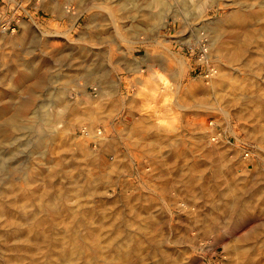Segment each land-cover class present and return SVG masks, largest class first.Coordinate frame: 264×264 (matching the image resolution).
<instances>
[{"label": "rangeland", "instance_id": "rangeland-1", "mask_svg": "<svg viewBox=\"0 0 264 264\" xmlns=\"http://www.w3.org/2000/svg\"><path fill=\"white\" fill-rule=\"evenodd\" d=\"M89 1L0 0V93L10 90L15 103L26 100L30 95L26 89L32 81L25 88L7 86L10 66L20 69L21 62L44 60L49 64L48 80L42 90L35 92L38 97L34 111H40L60 89L66 94L69 109L74 111L70 118L57 124L59 131L53 135L57 141L53 142L54 147L53 143L47 145L44 157L35 153L34 122L22 123L10 146L0 141V264H63L66 260L56 254L67 246L63 245L66 226L60 218V222L57 219L53 223L55 227L48 228L52 233H48L44 243L47 246L40 247L44 250L36 245L34 249L28 247L27 252L23 247L21 236L36 235L43 227H37L35 221L45 213L40 209L41 202L22 195L31 188H43L42 182L25 181L35 168L49 174L45 181L54 183L56 188L61 187L59 182L64 189L68 186L67 190L82 187L80 197L71 195L59 204L79 219L95 218L94 228H99L97 222L106 221L103 241L114 238L116 229L121 231L114 240L116 246L134 237L154 239L153 244L140 248V254L129 264H162V257H166L163 264H264V202L259 199L264 197V47H250L253 63L245 69L221 65L213 58L206 62L203 50L213 41L217 28L224 31L239 9L253 5L254 11L261 12L257 19L249 21L248 27L255 30V35L264 31V0H209L206 11L198 9V0L186 2L187 6L175 0H167L166 4L154 0H111L110 11H80ZM64 9H72L73 13H64ZM96 33L104 39L88 38ZM24 39L22 48L17 47L16 43ZM222 41L232 40L226 35ZM90 69L103 80H93L92 84L76 74ZM68 70L74 76L66 86L60 78ZM219 74L226 78L224 86H214L212 82ZM106 88L112 96L100 104V92ZM90 96L93 102L84 112L81 102L90 101ZM94 133L99 137H94ZM201 135L205 139L200 143ZM213 135L220 139L212 142ZM12 149H16V154L7 159ZM86 169L87 173L101 172V177L86 179ZM231 182L237 187H255L253 198L248 194L244 197L252 204L250 212L257 217L256 223L238 229L234 237H243L251 227L263 228V235L254 243H245L246 250L242 249L243 243L238 251L226 253L222 245L231 242L232 235L224 223L218 226L219 231H214L216 235L208 233L195 239L197 231L187 229L188 209L181 210L179 205L197 202L203 206V213H208L213 206L222 205L223 197H206V188L217 186L223 195ZM198 184L204 185L201 193L194 195L187 190L199 188ZM19 185L24 189L23 193L18 192L23 197H13L11 190ZM89 189H93L91 193ZM29 224L33 225L32 234L26 230ZM85 227L79 228L82 234L86 233ZM15 231L23 235L19 238ZM113 250L106 248L104 256L95 258V264H128L114 262ZM76 257L75 261L79 258ZM82 258L78 263L72 259V264H88L87 257L86 261Z\"/></svg>", "mask_w": 264, "mask_h": 264}, {"label": "bare ground", "instance_id": "bare-ground-1", "mask_svg": "<svg viewBox=\"0 0 264 264\" xmlns=\"http://www.w3.org/2000/svg\"><path fill=\"white\" fill-rule=\"evenodd\" d=\"M94 1H101L102 3L97 4V3H94ZM175 1H177L178 4L184 5V6H185L186 2H193L192 0H175ZM252 1H254V0H252ZM154 2H156L157 4H159V3L166 4L167 0H154ZM198 2L200 3L198 9L200 11H206L205 7H207L209 0H198ZM88 3L89 4L85 5L82 9H80V11L82 10L83 13H90V12H93L96 8H101V9L110 11L111 8L113 7V2H111V0H90ZM186 6H187V4H186ZM196 6H197V4H196ZM68 10L66 11V9H64L63 11H64V13H67V12L73 13L72 9H68ZM184 10H186V9H184ZM260 13L254 11L253 5H252V7H250L249 9H246V10L239 9L236 12L234 11V15L232 16L231 21L227 22L226 26L223 25V26H225L224 31L222 28L221 29L217 28V30L215 31L216 33L213 37V41L207 45L206 49L203 48V50L205 51V58L204 59H206V62H207V59L213 58V59H215V61L217 63H220L221 65L229 66V67L236 66L239 69H241V68L245 69V68L250 67L251 64L253 63V58L251 55L252 52L250 50V47L254 44H256L258 47H259V45L264 47V31H260L259 34L255 35V30H253L254 31L253 32L251 30V28L248 27L249 21L257 19L256 17ZM79 14H80L79 12H76V15H79ZM30 32H31V30H30ZM27 34H28V31L24 34V36H26ZM226 35L231 38L232 41L230 43H224L222 41V38H224V36H226ZM88 38L92 39V40H98V41H100V40L102 41V39H104V37L98 33H96V35L95 34H89ZM24 42H26V40L25 41L19 40L16 43V46L19 48H22ZM4 56L7 57V55H4ZM262 56L264 57V54H262ZM21 61H23V60H21ZM30 62H29L30 64L28 62L27 63L21 62L22 64L19 66L20 69H18L17 65H16V68H14V69L12 68L13 66H10L12 69L10 67H8V68H10L9 69L10 71H9L8 78L6 80L7 86L9 84L10 85L9 87L14 89V87H16V85H17V87H18V85H20L19 87H21V86L24 87V85H26L28 82L32 81V83L30 85L28 84L29 88L26 89V91L28 90L27 93L30 94L29 97L28 98L25 97L26 100H24L21 103H15L14 102L15 100L12 98V95H11L14 93L9 94L8 92L10 90L9 91L6 90V91H3L0 93V141L2 140L1 143H3V144L8 143L10 146V142L13 141V139L15 138L14 134L17 131H19L20 125H23L22 123H25L27 121L34 122L35 131L37 133V136L34 138V144H35L34 148L36 151L35 153L38 154L39 156L44 157V155L46 153V148L49 147L47 145L52 144L54 141H57V140H55L56 139L55 137H57V136H55V137L53 136L55 134L57 135V133L59 131L58 129H56L57 124L60 121H62L64 118H70L73 115L74 111L72 109L71 110L69 109V107L66 103V96H65L66 94L61 89L59 90V94H54L53 98L51 100H49L44 106H42L40 108V111H34L33 107L35 106V98L38 97V96L36 97L35 92H36V90L41 89V88L46 86L45 84L48 80L49 64L44 60L43 61L40 60L38 62H32V61H30ZM8 65H9V63H8ZM137 71H140V70H137ZM76 74H78V76L81 78H86V80L91 81V83L93 80L96 83L103 80L102 76L101 77L95 76L93 74V70H91V69L87 70V71L80 72V73L76 72ZM73 76L74 75L69 70L63 71L61 74V78H60L61 83L67 86L69 84V82L71 81V79L73 78ZM4 78H6V77H4ZM6 81H4V82H6ZM212 82H213L214 86L215 85L224 86L225 82H226V78L223 75L219 74V75H216L213 77ZM4 86H6V84H4ZM26 91H23V92L26 93ZM20 92L23 93L22 91H20ZM21 93H20V95H22ZM17 94H19V93H17ZM26 96H28V95L26 94ZM111 96H112V93L110 92L109 88H106L100 92L98 102L101 104L103 100L106 101L105 98H109ZM88 98L90 101L81 102V105L84 106V108H83V110H85L84 112L88 111V106L90 105V103L93 102L92 96H90ZM31 133H33V132H31ZM202 135H203V133H202ZM202 135L199 136V138H198L200 143L203 142L205 139L204 136H202ZM94 137H99V134L95 135V133H94ZM145 137H146V135H145ZM32 139H33V137H32ZM54 145L55 144L53 143L52 147H54ZM17 149H18V147H17ZM14 154H16V149L15 150L12 149V152H8V154L6 155L7 159L13 158ZM3 164L4 163H2V165ZM55 164H56V162H55ZM57 169H56V171H57ZM88 169H86V171L84 170L86 172V173H84V176L86 174V179H88V177L89 178L90 177L95 178L96 176L101 177V175H100L101 172L93 171L92 173H90V171H89V173H87ZM79 170H80V168L78 169V171ZM56 171L54 170V172H56ZM84 171L82 170V172H84ZM49 172H51V171H49ZM59 173H58V171L56 172V174H59ZM52 174H54V173L52 172ZM48 176H50V175L49 174L44 175L42 171L39 172L38 169L35 168V171H31L26 176L25 181L27 184H30V182H33L35 184L38 182H40L39 184L43 183L42 184L43 188L40 185L37 188H31L28 191L25 190L26 193H23L24 189H21V185H19V186L15 187L11 190L14 192L12 195L13 197H21V195H20L21 193H18V192H22L23 193L22 195H24L25 197H28V199H29V197H34V200L41 202L40 209H43L42 211L45 212V213H43V215H41L42 213H40L41 217L36 218V219L34 218L36 221L37 227L43 226L40 229V231L36 230L37 231V233L35 232L36 235L31 236L30 234H28L29 232L31 234L33 233V232H31L32 228H33L32 224H29L30 228H28V225L26 226L27 227L26 230L28 229L27 230L28 233L26 232L28 235H26V236L22 234V232H24L22 230L24 227L23 228L21 227L22 228L21 229L22 230L21 235H23V236H21L19 234L20 232L17 233L15 231L17 233V235H19L17 237L20 238V236H21V238H23L22 241L25 244L23 247L25 249H27L28 247L33 248L34 246L37 245V248L39 247V249L41 251L44 250L41 248L46 245V244L44 245V243H47L46 240L48 238V235L50 233H52V232H50L52 230H50L48 232V228L55 227L53 225V223L58 222V221L60 222L61 221L60 219H62L61 224L66 226V230H64L66 235H64L65 241H64L63 245H67V246H63L62 250L60 249V252L58 251L59 253H56V252L55 253L61 254L62 258L63 257L66 258V260H64L65 264H72L73 260H74L73 259L74 256H77L76 258H78V257L82 258L83 257L84 259L87 257L88 261H86V259H85V261L88 264H95V261H94L95 258H97L98 255L105 254L106 248H109V249L113 248L114 249L113 253H112V257H113L114 262L115 261L121 262V263L122 262H124V263L128 262V264H129V261L132 260L133 258H135L134 257L135 255L140 254L139 253L140 248H144L145 244L148 245L154 241L153 238H146V236L141 240L134 237L133 239L130 238L132 240L128 239V240H126V242H124V243L122 242V244H118L116 246V243L114 245V240L117 239V237L121 231L117 230V229L115 231V228H114V230L112 229L113 230L112 232L115 231L114 232L115 233L114 238H110L109 240L103 241L102 235H104V234H103L102 229L103 230L105 229L104 223L106 221L103 224L97 222L99 225V228L98 229L94 228L93 225L96 222L93 219H95V218H91V220L87 219L88 221H86L85 218L83 219V216L81 215L82 218L79 219L78 216H75L73 214L70 215L69 213H66L67 210L62 209L63 205L59 204V203L64 202V199L67 200L68 198H70L68 196L75 195L76 197H80L81 192H82L81 191L82 187L80 189V186L77 185L78 187L76 189L67 190L68 186L65 185L67 187V189L65 186H64L65 187V189H64L62 187L63 183H61V185H60V182H59L58 185H59V187L61 186L62 188L61 187L56 188L57 185L55 186L54 183L51 184L48 181H45V180H48L47 179ZM74 176H77V175L74 174ZM80 176H82V175L79 174V176L77 178L80 179ZM77 178H76V182H78L77 184H79V181ZM49 179H50V177H49ZM72 179H73V177H72ZM84 181H85V179H83V182ZM92 183H95V182L93 181ZM11 184H12V186L16 185V184L13 185V183H11ZM56 184H57V182H56ZM84 184H82V186H84ZM87 184H89V183H87ZM87 184H85V185H87ZM89 185H92V184H89ZM190 185H192V184L189 180L188 186H190ZM228 185H229L228 190L226 189V191H227L226 193H225V191H223L224 192L223 195L221 194V192L219 193L217 186H212V187L206 188V194H204L206 197H218V196L223 197L222 205L213 206L208 213H203V211H204V210H202L203 206L201 204L198 205L197 202L195 205L187 204V203H181L179 205V207H180L179 209H181V210L188 209V211H187L188 212V220H187L188 224L186 223L187 229L193 233H195L196 231L198 232V234L196 232L194 236L192 235L195 239H198V237L201 235L205 236L208 233H214V231L215 232L219 231L217 229L219 227H221L220 225H222V224H220V223L223 222L224 226L228 228L227 233L232 235V241L229 243H224L222 246H223L226 253H231V251H233V253H234L235 251H238L239 249H241V244L244 243V246L242 249L246 250L248 248V246H246L245 243L250 244V243H254L256 240L261 239V237L263 235V231H262L263 228L257 229V228H252V227L250 228L249 227L250 229L248 230V232L243 237H240L239 239L234 237V233L238 229H241V228H244L246 226H249L250 224L256 223V219H257L256 215L253 214V211L250 212V210L252 208V204L250 203V201H248L244 197L247 194L249 195V197H252L251 193H252L253 189H255V187L252 185H250V186L249 185H243L242 187H237L238 185L235 186V184L232 182H231V184L228 183ZM198 186H199V184H198ZM177 188L178 187H176V189ZM226 188H227V186H226ZM178 189L180 190L181 188H178ZM19 190H22V191H19ZM65 190H67V191H65ZM84 190H86V189L84 188ZM84 190H83V192H84ZM92 190L88 191V193L89 192L91 193ZM174 190L175 189H173L172 191H174ZM187 190L189 192L193 193L194 195H196L198 192L201 193L204 190V185L199 186V188L195 187V189L188 188ZM86 194H87V192H86ZM256 196H257V194H256ZM259 199H261V201H260L261 203L264 202V197H259ZM30 200H33V198ZM77 207H79V205ZM1 210H2V213H4V211H5L4 207H2ZM6 210H7V208H6ZM47 210H49V211L47 212ZM38 212H39V210H38ZM87 214L88 213H86V215ZM2 216H4V215H2ZM88 216H89V214H88ZM88 216H86V217L88 218ZM75 217H77L78 219ZM79 217H80V215H79ZM103 217H107V215L103 216ZM57 219H58V221H57ZM6 221H9V220L7 219ZM9 223L10 222H8V224ZM84 225H86V227H85L86 233L82 234V229H79V228H82V226H84ZM115 225H117V224H115ZM115 225H114V227H115ZM20 226H21V224H20ZM56 227H58V225ZM17 229H19V228L17 227ZM62 229H61V231H62ZM141 229L144 230L145 227L144 228L141 227ZM218 233H217V235H218ZM214 235H216V234L214 233ZM50 236L52 237L53 235H50ZM54 236H56V235H54ZM189 237H191V236H189ZM217 238H219V237L217 236ZM55 239H57V238H55ZM188 239L191 240L190 238H188ZM52 240H53V238H52ZM19 241H18L19 245L16 243L18 246H20ZM194 241H196V243L198 242L197 240H194ZM52 242H54V241H52ZM216 242H220V241L217 240ZM57 243H59V242H57ZM52 244H54V243H52ZM56 247L57 246H55L54 248H56ZM4 248H6V247H4ZM249 248H250V246H249ZM10 249H11V247H10ZM10 249H9V251H10ZM28 249H27V252L29 251ZM35 249H36V247H35ZM47 249L49 250V248H47ZM50 249L52 250L53 246H51ZM12 250H13V248H12ZM18 250H19V248H18ZM55 250H57V249H55ZM13 251L15 252V250H13ZM23 251H24V249H23ZM31 251H33V250L31 249ZM36 251H37V249H36ZM21 252H22V250H21ZM24 252H26V251H24ZM52 252H54V251L52 250ZM49 253H50V250H49ZM28 255H30V254L28 253ZM241 255L243 256V254H241ZM55 256H57V255H55ZM84 256H86V257H84ZM232 257H234V255ZM51 258H50V260H51ZM57 258L54 257V259H57ZM83 258H82V260H83ZM136 258H137V256H136ZM46 259H45V261L48 262V260H46ZM78 259H77V261H78ZM58 261H60V259H58ZM77 261H75V262H77ZM64 262H63V264H64ZM163 262H166V257L165 258L162 257V264H163ZM54 263H52V264H54ZM57 263H55V264H57ZM132 263H134V262H132ZM39 264H46V262L39 263ZM50 264H51V262H50ZM244 264H252V263L250 261H246Z\"/></svg>", "mask_w": 264, "mask_h": 264}, {"label": "built area", "instance_id": "built-area-1", "mask_svg": "<svg viewBox=\"0 0 264 264\" xmlns=\"http://www.w3.org/2000/svg\"><path fill=\"white\" fill-rule=\"evenodd\" d=\"M219 139V135L217 136V135H213L212 136V141L213 142H215V141H217Z\"/></svg>", "mask_w": 264, "mask_h": 264}]
</instances>
